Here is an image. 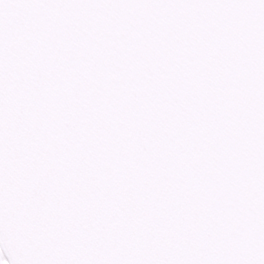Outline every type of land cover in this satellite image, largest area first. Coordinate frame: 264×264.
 I'll return each instance as SVG.
<instances>
[{
	"label": "snow or ice",
	"instance_id": "6c2138e0",
	"mask_svg": "<svg viewBox=\"0 0 264 264\" xmlns=\"http://www.w3.org/2000/svg\"><path fill=\"white\" fill-rule=\"evenodd\" d=\"M0 264H264V0H0Z\"/></svg>",
	"mask_w": 264,
	"mask_h": 264
}]
</instances>
